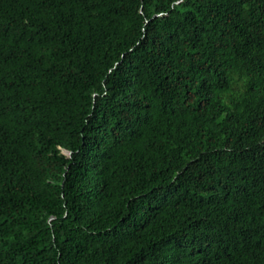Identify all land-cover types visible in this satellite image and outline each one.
Segmentation results:
<instances>
[{
  "label": "trees",
  "instance_id": "trees-1",
  "mask_svg": "<svg viewBox=\"0 0 264 264\" xmlns=\"http://www.w3.org/2000/svg\"><path fill=\"white\" fill-rule=\"evenodd\" d=\"M0 264H264V0H0Z\"/></svg>",
  "mask_w": 264,
  "mask_h": 264
},
{
  "label": "water",
  "instance_id": "water-1",
  "mask_svg": "<svg viewBox=\"0 0 264 264\" xmlns=\"http://www.w3.org/2000/svg\"><path fill=\"white\" fill-rule=\"evenodd\" d=\"M68 153H69V151H68Z\"/></svg>",
  "mask_w": 264,
  "mask_h": 264
}]
</instances>
